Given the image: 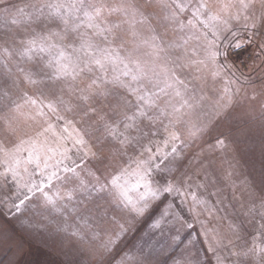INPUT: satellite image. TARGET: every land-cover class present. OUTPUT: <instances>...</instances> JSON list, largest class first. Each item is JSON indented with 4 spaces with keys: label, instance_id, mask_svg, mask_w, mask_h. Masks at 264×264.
I'll use <instances>...</instances> for the list:
<instances>
[{
    "label": "rangeland",
    "instance_id": "rangeland-1",
    "mask_svg": "<svg viewBox=\"0 0 264 264\" xmlns=\"http://www.w3.org/2000/svg\"><path fill=\"white\" fill-rule=\"evenodd\" d=\"M0 264H264V0H0Z\"/></svg>",
    "mask_w": 264,
    "mask_h": 264
}]
</instances>
